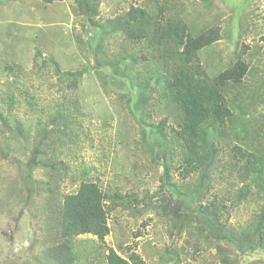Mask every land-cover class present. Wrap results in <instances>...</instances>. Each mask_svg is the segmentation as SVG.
<instances>
[{"label": "rangeland", "instance_id": "1", "mask_svg": "<svg viewBox=\"0 0 264 264\" xmlns=\"http://www.w3.org/2000/svg\"><path fill=\"white\" fill-rule=\"evenodd\" d=\"M137 7L162 8L164 20L181 17L192 35L218 27L220 39L198 53L211 78L238 59L248 66L240 83L222 90L231 116L209 130L215 167L207 188L193 195L198 179L182 172L184 145L144 143L142 130L151 135L135 120L143 80L170 73L164 56L155 53L156 61L147 46L111 29L110 20ZM114 66L130 71L134 87L112 75ZM162 89L143 104L149 122L165 120L169 134L174 123L166 120ZM44 128L60 129L61 140L51 143L47 133L37 157L47 154V165L36 166L35 136ZM244 152L264 162V0H97L88 16L76 0H0V264H51L49 255L66 252L56 245L75 254L76 264H104L109 248L123 258L134 252L145 264H222L224 257L226 264H264L261 246L241 253L217 240L198 214L208 206L227 232L255 219L264 198L243 178ZM83 181L113 198L109 233L102 241L89 234L57 239V208ZM195 195L202 197L192 201ZM176 208L182 218L192 213L185 227Z\"/></svg>", "mask_w": 264, "mask_h": 264}, {"label": "trees", "instance_id": "2", "mask_svg": "<svg viewBox=\"0 0 264 264\" xmlns=\"http://www.w3.org/2000/svg\"><path fill=\"white\" fill-rule=\"evenodd\" d=\"M41 1L44 4H52L58 0ZM83 2L76 0V6L85 15L97 13V0H83ZM161 9L156 13H149L138 7L131 8L123 17L110 20L109 24L113 25L111 29L114 33L122 32L131 43L135 45L141 43L144 48L147 46L156 61L158 58L155 57V53L164 56L170 63L169 75L159 77L149 75L143 80V86H139L140 100L134 106L139 112V118L135 120L144 124L151 135L147 137L146 132L142 130L141 139L144 143L153 142L155 147L162 150L170 148L174 143L173 139L184 145L186 156L182 172L186 177L196 173L198 179L194 186L193 195L197 193L200 187L202 191L207 188V181L215 167L214 156L217 151L209 143V130L223 125L231 116L230 109L225 104L222 90L227 82L240 83L248 70V66L238 59L233 65L228 66L211 78L200 65L198 53L220 39L219 28L212 27L198 35H192L188 25L181 17L172 15L165 18L166 20L159 17L158 14L161 13ZM123 60L124 58L121 59V61ZM107 65L110 67L112 64ZM114 67L112 75L123 79L127 84L129 83L130 86L134 87L130 71L126 72L125 68L118 71V67ZM160 86L163 87L161 93L164 96V106L168 109L166 120H171L174 123L169 129L171 137L165 131L167 127L165 120L157 124L149 122L151 115L143 104V102L147 104L148 99L157 92ZM132 113L131 110L130 114L132 115ZM58 122V117L53 118V124ZM17 129L19 134L24 135L25 126L23 124L18 123ZM52 131H48L46 128L38 130L35 136L38 137V140L34 142L31 164L34 162L36 166L47 165L43 162L47 159V154L39 160L37 157L42 155L40 154L41 151L44 152L41 145L42 141L48 139L47 133H51L52 137L54 136L51 143L60 138V129ZM243 154L245 155V157L243 156L245 162H247L243 178L254 183L257 191L264 198L263 159L256 158L250 153L244 152ZM29 165L27 164V166ZM201 197V195H195L191 200H199ZM111 200L113 201V198L103 193L95 183L81 182L76 193L66 194L62 197L61 206L57 208L58 214L62 216L60 221H55V226L58 224L55 237L71 240L78 235L89 234L102 241L109 233L106 214L111 209L110 205L107 204ZM185 203L184 201V205ZM46 205L49 208L52 206L49 200L46 201ZM178 212L177 208L172 211L174 218L179 220L181 227H185L187 224L185 225L183 221H190L192 213L182 218ZM198 214L204 221H207L206 223L211 229L214 227L217 240L234 244L243 254L254 251L255 245L261 246L264 250V206L249 224L237 229H229L228 232L226 227L212 216L208 206H203ZM53 250H66V252L56 254L55 258L49 255L48 262L51 264H76V255L69 254V250L57 245L54 246ZM224 258H221L222 264H226L227 258ZM104 264L145 263L134 252H131L127 258H123L109 248L104 257Z\"/></svg>", "mask_w": 264, "mask_h": 264}]
</instances>
